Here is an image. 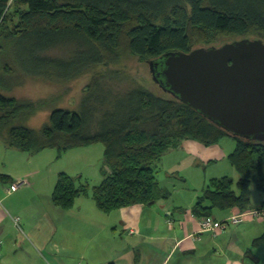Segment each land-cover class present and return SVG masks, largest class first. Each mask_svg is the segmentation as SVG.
<instances>
[{"label": "trees", "instance_id": "obj_1", "mask_svg": "<svg viewBox=\"0 0 264 264\" xmlns=\"http://www.w3.org/2000/svg\"><path fill=\"white\" fill-rule=\"evenodd\" d=\"M237 36L264 42V0H0V141L22 153L56 150L57 158L103 145L101 183L76 188L71 176L59 173L51 202L69 211L90 190L97 209L108 214L169 197L152 166L169 150L184 141L209 147L230 137L235 147L227 161L238 181H210L190 210L197 220L213 218L215 210H248L250 186L264 191V142L229 135L158 86L155 93L132 78L134 85L125 91L103 92L102 78H94L78 112L53 109L38 130L19 122L44 103L3 94L12 73L59 83L118 64L124 55L147 64ZM58 49L65 55L48 54ZM117 72L111 80L122 73ZM261 243L264 237L253 242Z\"/></svg>", "mask_w": 264, "mask_h": 264}, {"label": "crops", "instance_id": "obj_2", "mask_svg": "<svg viewBox=\"0 0 264 264\" xmlns=\"http://www.w3.org/2000/svg\"><path fill=\"white\" fill-rule=\"evenodd\" d=\"M182 147L194 154L201 152L206 162L214 163L227 159L235 145L223 151L221 141L209 147H204L194 141H184ZM170 151L173 150L168 152ZM13 153L14 155L10 158L25 161L21 157H24L26 153ZM160 161L154 166L155 171L156 168L160 169ZM228 174L231 175L227 176L235 178V174L230 170ZM23 176H27L29 186L18 189L14 193H5L3 196L4 193L0 186V198L3 196L1 200H5L7 206L0 203V264H69L72 259L76 264H83L85 257L94 259L92 256L93 241H101V237L106 234L108 239V233L111 236V248L104 249L103 253L107 255L103 257L105 259L103 264H264V243L253 244L254 240L264 237V221L249 220L239 225H230L215 236L200 233V220L192 216L188 206L176 203L168 205L167 202L171 195L166 199H158L152 206L136 205L106 214L107 219L111 218V220H105L107 222L104 223L106 227L104 231L95 229L96 225H100L99 220L102 216L93 204L94 202L90 203L92 205L90 206L79 197L67 214L57 207L55 211L60 213L58 216L60 227L67 228V223L75 221V224L70 225L72 228H69L72 232L74 231V236L78 235L77 232L83 231L82 224L85 223L89 234L86 251L79 248V251L75 250L61 239L60 241L48 240L40 247L29 237V232H33L32 226L28 224L19 226L18 220L13 217L19 211L17 205L21 201L22 194L32 193L37 197L44 195L45 199L47 197L51 201L53 190L51 191L49 187L48 191L47 186V193L44 192L45 185L41 184H45L46 179L37 178L36 170L27 173H7L2 176L1 181L12 184L18 179L25 178ZM47 179L51 180L50 177ZM249 191L250 201L257 199L256 206L252 209L261 207L264 203V191H257L253 185L250 186ZM158 201L161 202L157 208L155 205ZM250 207L249 202L248 210L251 209ZM32 210L35 212L38 208ZM238 212L237 209H231L222 212L220 219H217L215 214L213 218L222 221ZM74 216L79 218H71ZM34 218L35 215L32 220ZM60 233L67 236L66 232L60 231ZM88 248H90L91 255L87 254ZM99 251L100 247L96 250L98 256H100Z\"/></svg>", "mask_w": 264, "mask_h": 264}, {"label": "rangeland", "instance_id": "obj_3", "mask_svg": "<svg viewBox=\"0 0 264 264\" xmlns=\"http://www.w3.org/2000/svg\"><path fill=\"white\" fill-rule=\"evenodd\" d=\"M243 38V36L229 38L219 37L214 45H222ZM48 54L52 56H63L65 55V50H53ZM116 71L122 73L118 78L111 80V76H113ZM94 78H102L100 86H102L103 92L108 90L111 91V89L114 91H125L134 85L132 78H135L138 82L142 81L155 93L158 89L157 85L151 79L146 61L124 55L118 64L99 66L73 80L59 83L33 80L17 73H12L9 77H5L6 84H4L3 94L5 96H13L17 99H28L35 102L38 101L42 104L44 103L34 116L24 122H19L31 129L38 130L49 123V115L53 109L78 112L80 110L81 98L89 90V85H91V81ZM97 93L98 92H95L94 94ZM163 94L161 96H164ZM221 144L224 149L223 151H226V149L235 145L233 139L230 137H224L221 139ZM13 152L19 151L6 148L0 141V176L11 172L27 173L31 170H36L37 178L43 177L46 179L45 184H41L46 186V188L44 186V192L46 191V193L47 186L48 191L49 187L51 191L53 190L57 177L56 173L59 172L71 176L76 188L80 185H87L89 189H91L92 187L99 185L102 180L100 171L103 166V145L101 144L77 148L75 151H70L66 153V155H62L60 158H57L56 150L49 149L39 153H26L24 157H21L24 158L25 161H19L18 159L10 158L14 155ZM203 157V153L200 152L199 154H194L183 148L181 145L177 149L168 152L162 159L160 158V169L156 168L155 174L159 186L163 189L164 193H170L171 195L167 202L168 205L176 203L182 206L186 205L185 207L188 206L189 209H191L196 200L202 195L203 190L209 185L210 181L222 177L231 178V176H227L231 175L228 174L229 170L235 174V178L231 179L234 183L237 182L239 177L236 178L238 175L230 166L227 159L208 163ZM157 162L152 166H156ZM23 177L27 179V176ZM49 177L51 179L50 181L47 179ZM0 186L4 193L3 196H5L10 183L2 182L0 179ZM233 190L236 192V187H233ZM2 197L0 198V203H3V205L6 206V201L1 200L3 199ZM44 197V195L37 197L32 193L22 194L20 198L21 201L17 205L19 211H17L16 215L13 217L15 220H18V225L28 224L32 226L33 232H29V237L40 247H42V245L48 240L60 241L61 239L75 250L79 251V249H82L86 251V243L89 241L87 240L89 234L88 229L85 227V223L82 224L83 231L77 232L78 235L74 236V231L72 232L69 228H72L70 225L75 224V221L73 220V222L71 221L67 223V228H64V226L60 227L61 224L58 219L60 213L55 211V206H53L47 197L46 199ZM80 198L84 203L92 206L90 204L93 203L90 190L87 196H81ZM15 201H17V199ZM160 202L161 201H158L155 207L158 208ZM256 203V198L254 201H250V208L252 209L255 207ZM35 208H38V210L34 212L32 209ZM63 211L66 212V214L68 212L65 210ZM30 212H33V214H30ZM214 213L217 219L221 218V211L215 210ZM33 215H35V218L32 220ZM101 216L102 218L99 220L101 223L100 225H96L95 229L104 231L106 228L104 223L107 222L105 220L109 221L111 218L107 219L106 214L102 212ZM71 218L78 219L79 217L74 216ZM83 219L84 221H87L86 218ZM54 230H57L58 232L56 233ZM60 231L66 232L67 236L60 233ZM93 242L94 253L92 256H94V259L85 257L83 264H103L105 261L103 257L107 255L106 253H103V251L108 247L111 248V236L109 233L108 239L106 234L104 237H101V241ZM105 245H107V247ZM98 247H100V251L98 252L100 256L96 254ZM87 254L91 255L90 248H88ZM69 264H76V262L72 259Z\"/></svg>", "mask_w": 264, "mask_h": 264}, {"label": "water", "instance_id": "obj_4", "mask_svg": "<svg viewBox=\"0 0 264 264\" xmlns=\"http://www.w3.org/2000/svg\"><path fill=\"white\" fill-rule=\"evenodd\" d=\"M147 64L152 81L162 92L233 137L264 142L261 39L166 53Z\"/></svg>", "mask_w": 264, "mask_h": 264}, {"label": "built area", "instance_id": "obj_5", "mask_svg": "<svg viewBox=\"0 0 264 264\" xmlns=\"http://www.w3.org/2000/svg\"><path fill=\"white\" fill-rule=\"evenodd\" d=\"M29 186L27 179H18L16 182L10 184L9 189L6 191L7 194H11L18 189ZM249 220H262L264 221V206L245 210L232 214L222 221H218L215 218H206L199 221V232L216 235L218 232L225 230L229 225H239Z\"/></svg>", "mask_w": 264, "mask_h": 264}, {"label": "bare ground", "instance_id": "obj_6", "mask_svg": "<svg viewBox=\"0 0 264 264\" xmlns=\"http://www.w3.org/2000/svg\"><path fill=\"white\" fill-rule=\"evenodd\" d=\"M20 119V118H19ZM19 119H17L16 121H19ZM24 119V118H23ZM23 119H21V120H23ZM23 125V124H22Z\"/></svg>", "mask_w": 264, "mask_h": 264}]
</instances>
